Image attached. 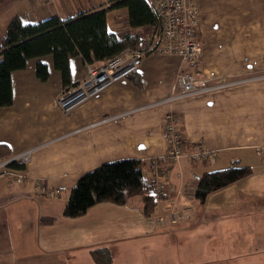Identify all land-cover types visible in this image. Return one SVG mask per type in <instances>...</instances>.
<instances>
[{"label": "crops", "instance_id": "obj_1", "mask_svg": "<svg viewBox=\"0 0 264 264\" xmlns=\"http://www.w3.org/2000/svg\"><path fill=\"white\" fill-rule=\"evenodd\" d=\"M106 1L0 0V43L14 16L23 23L69 18L110 5ZM197 1L202 48L197 72L229 79L255 74L260 82L157 103L176 89L181 59L149 53L130 77L64 113L59 96L66 87L52 56L42 58L51 73L47 81L37 77L38 59L13 73V103L0 107V143L12 155L33 152L20 168L22 184L0 176V264H97L92 250L103 247L112 253L111 264H264V0ZM127 20L128 12H120L112 22L120 21L114 24L122 31ZM152 32L145 37L151 39ZM85 72L82 59L72 58L73 83ZM169 111L179 117L186 154L203 143L218 152L216 160L161 159ZM127 158L141 159L145 172L175 186L158 200L154 215L174 199L187 205L189 220L156 224L144 212L143 195L125 204L98 203L78 217L64 215L85 172ZM234 163L253 174L210 194L205 203L195 199L198 176Z\"/></svg>", "mask_w": 264, "mask_h": 264}, {"label": "trees", "instance_id": "obj_2", "mask_svg": "<svg viewBox=\"0 0 264 264\" xmlns=\"http://www.w3.org/2000/svg\"><path fill=\"white\" fill-rule=\"evenodd\" d=\"M108 3L110 5L103 3L74 17L54 15L36 23H23L14 16L0 43V107L13 103V73L26 68L31 59H38L37 77L47 81L51 73L42 58L52 56L55 69L61 73L62 84L67 88L76 84L71 77V59L74 57H80L86 65H97L128 49H147L152 38L130 32L118 35L108 26V14L113 9L126 8L127 23L131 27L148 26L154 34L160 21L148 1L111 0ZM11 155L9 147L0 143V160ZM144 165L139 158H127L106 162L85 172L70 192L64 215L81 216L102 202L125 204L136 195H143L146 215L164 214L165 211L154 215L159 199L145 194L142 180ZM11 166L21 168L23 165L12 163ZM252 174L253 170L244 165L205 171L197 178L194 197L205 203L210 194ZM43 221L51 222L54 218H43ZM92 257L97 264H111L113 260L106 247L92 250Z\"/></svg>", "mask_w": 264, "mask_h": 264}, {"label": "built area", "instance_id": "obj_3", "mask_svg": "<svg viewBox=\"0 0 264 264\" xmlns=\"http://www.w3.org/2000/svg\"><path fill=\"white\" fill-rule=\"evenodd\" d=\"M147 1L160 21L158 30L152 36L151 44L145 50L128 49L97 65H86L87 73L84 79L67 87L59 96V106L64 113H69L80 104L138 71L141 61L149 53L178 55L181 59L176 75V89L157 103H172L185 98L201 96L239 85L246 80L226 77L215 79L197 72L202 56L198 37L200 16L197 0ZM76 98L78 100L72 102ZM178 119L175 112L166 113L164 132L168 147L161 159L174 162L186 156L192 161L216 160L218 152L203 143L195 144L193 151L186 154V144L178 125ZM32 152L33 149H28L0 160V176L7 175L13 182L22 184L25 181L24 173L20 168L11 166V164H27ZM142 180L145 194L148 196H155L158 199L168 198L175 191V186L167 183L160 175L151 176L144 171ZM37 182V186L41 188L42 181ZM57 194L59 190L54 192V195ZM183 207H180L174 199L169 200L164 214L155 216L156 224H178L186 221L190 218V213L187 205Z\"/></svg>", "mask_w": 264, "mask_h": 264}, {"label": "rangeland", "instance_id": "obj_4", "mask_svg": "<svg viewBox=\"0 0 264 264\" xmlns=\"http://www.w3.org/2000/svg\"><path fill=\"white\" fill-rule=\"evenodd\" d=\"M109 1H111V0H109ZM106 2H108V1H106ZM113 10H115V9H113ZM112 11V10H111ZM110 11V12H111ZM116 13H113V12H111L110 13V15H109V18H110V22H111V24H110V28H111V30L112 29H114V30H118L119 28H116L117 27V24H114V22H117L119 25H121V22L120 21H114V22H112L113 21V18L116 16V14H119L120 12H122V13H124V14H126L127 13V10H126V8H119V9H116V11H115ZM121 28H123L122 29V31H120V29L118 30L119 32H117L118 33V35H120V36H122V35H124V34H126V33H128V32H131V33H136L137 32V28H133V27H131L127 22L125 23V24H123L122 25V27ZM113 30V31H114ZM150 32H152V28L151 27H148V26H145V27H141V29H139V31L137 32V33H139L141 36H147V34H149ZM161 55V54H160ZM197 70H199V68L197 69ZM87 73V68H86V72H85V74ZM264 73V72H263ZM262 73H260V75H261ZM243 77H237L236 79H246L244 82H260V81H257L256 80V78L257 77H255L256 75L255 74H253V75H245V74H243L242 75ZM85 77V76H84ZM84 77H83V79H84ZM218 76H214V77H212V78H217ZM257 79H259V78H257ZM82 80V79H81ZM81 80L80 81H78V82H81ZM176 80H177V77H176ZM263 81H264V79H263ZM220 91H222V90H220ZM192 162H195L196 163V161H192ZM174 164V163H173ZM231 165V164H230ZM234 165H241V164H237V163H234V164H232L231 166H234ZM227 167V166H226ZM209 168H212V166H209ZM201 170H203V169H200V171ZM198 183V181L197 180H195V185ZM188 205H189V207H191L192 206V204H190V203H188ZM184 206H186V205H184Z\"/></svg>", "mask_w": 264, "mask_h": 264}, {"label": "bare ground", "instance_id": "obj_5", "mask_svg": "<svg viewBox=\"0 0 264 264\" xmlns=\"http://www.w3.org/2000/svg\"><path fill=\"white\" fill-rule=\"evenodd\" d=\"M79 98V97H78ZM78 98L74 99L72 102H75L76 100H78Z\"/></svg>", "mask_w": 264, "mask_h": 264}]
</instances>
